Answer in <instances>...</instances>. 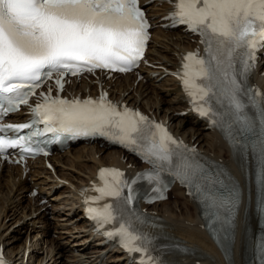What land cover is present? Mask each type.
Returning <instances> with one entry per match:
<instances>
[{
    "label": "snow or ice",
    "instance_id": "6c2138e0",
    "mask_svg": "<svg viewBox=\"0 0 264 264\" xmlns=\"http://www.w3.org/2000/svg\"><path fill=\"white\" fill-rule=\"evenodd\" d=\"M173 3V20L199 32L206 44V58L189 52L183 64V84L196 110L204 116L216 115L208 102L213 98L221 105L227 102L234 122L251 129L254 121L243 115L246 105L240 98L242 89L236 63L239 61L243 67L241 74H246L255 66L257 50L264 46V0H173ZM148 28L139 0H0V104H7L0 110L15 111L27 104L42 79L51 78L52 70H63L56 79L61 90L66 73L76 75L95 69L129 71L143 57ZM198 79L206 83H197ZM33 112L48 125V131L106 136L139 151L155 166L141 174L151 181H159L158 170L173 165L176 149L183 146L162 124L126 106L113 104L106 93L98 100H68L45 94ZM260 123L264 125V107ZM54 124L59 127H53ZM29 127L30 124H0V153L26 144L25 138H5L4 132ZM259 147L264 153V140ZM180 171L187 179V173ZM99 176L102 186L95 191L100 195L90 199L113 197L125 206L133 203L135 181L124 179V173L118 169L102 168ZM237 199L236 194H230L221 206L231 211ZM128 211L125 218L120 210L118 226L107 235H118L125 249L147 256L150 238L134 226L132 218L139 220V217ZM116 212L112 204L88 209L89 215L101 225L117 221ZM260 247L264 262V241ZM0 264H5L2 254ZM142 264H154L152 257L147 256Z\"/></svg>",
    "mask_w": 264,
    "mask_h": 264
},
{
    "label": "bare ground",
    "instance_id": "6f19581e",
    "mask_svg": "<svg viewBox=\"0 0 264 264\" xmlns=\"http://www.w3.org/2000/svg\"><path fill=\"white\" fill-rule=\"evenodd\" d=\"M161 6L151 2L150 12L156 14L159 9H162ZM173 35L177 39L180 37L177 32L163 33L159 29L154 31L148 56L156 68L147 71L144 75L145 79L139 80L137 84L138 95L130 94V89L133 90V87L130 83L126 84L129 75L122 77L123 83L116 80L115 86L120 85L123 88L118 94L114 90L111 93L115 97H122L121 92L128 91L125 100H128L131 104L144 105L156 116L167 121L176 133L185 136L193 144L197 143V146L206 156L215 161H221L220 163L227 166L230 170V179L242 193V204L235 221L231 245L227 248H220L203 229L204 220L199 216L198 206L190 201L183 190L176 188L171 192V194H175L173 200L151 207L161 217L165 225L166 238L162 243L179 249L180 253L175 257L171 254L172 257L170 258L176 264H253L250 260L254 256L255 242L262 228L254 211L255 191L252 178V159L248 157V163L243 162L232 152L231 148L216 131L210 129L205 121L199 120L191 112L183 117L175 115V112L187 109V105L179 89L177 77L173 73H167L169 69L175 70L180 49L184 45L181 41L178 42V40L172 39ZM191 43L188 40L186 45L192 46ZM262 70H264V57L259 71L255 75L264 90V76L259 74ZM153 73L157 75L154 76ZM162 74H165V76L155 84L154 80ZM134 81L135 79L131 82L134 83ZM97 145L92 144L88 147L71 146L63 153L57 154V157H54L56 172L65 179L69 177L72 181L68 186V197L62 199L59 195L60 192L54 194V187L60 183L59 180L44 169L42 163L38 164V168H35L30 180L27 177L22 178V171L16 166L7 165L0 169V228L4 227L0 232V243L3 244L7 255L21 262L26 247L31 249L29 245L25 244L27 237L28 235L34 237L35 232L41 234L39 240L41 244L47 243L46 238L50 233L48 227L50 219L46 218L44 212H39L23 225L27 233L26 240L23 243H17L21 239L19 228L12 229L8 236L3 235V230L9 229L21 218L24 219L43 206L25 211L27 207L28 209L30 207L28 206L25 190L32 182L33 186L39 185L40 198H49L51 195L52 199L56 201V204H53L56 205L57 210L54 213L52 212L55 217L65 220V223L79 225L81 232L85 231L87 232L86 237H91L90 244H92V248L84 245L81 248L74 249L69 245H64L61 241L55 243L56 253L50 256L52 259L54 258L51 264H97L93 256H97L104 250L101 245L102 238L85 226L82 208L74 193V188L89 180L98 164L110 159L118 160L115 156L117 150L102 146L98 147ZM101 151V155L96 158L95 153ZM88 157L91 161H86ZM245 169L248 170L249 179L244 173ZM45 185L47 186L46 189H44ZM61 205L63 208L60 207ZM19 211L22 214L21 216L18 215ZM6 218L9 219L5 223ZM75 219L79 220V223ZM37 220L42 223L40 230H36L33 226ZM60 228L62 229V227ZM89 248L94 250L92 251L95 252L94 255H91V251L87 250ZM46 250L48 251V249ZM75 251H78V253ZM110 253L111 255L108 256L105 264H127V260L117 252L116 248L111 249ZM19 254L20 256H18ZM45 258L46 256L37 257V251L33 249L29 254V259L32 262L42 259L45 261Z\"/></svg>",
    "mask_w": 264,
    "mask_h": 264
},
{
    "label": "rangeland",
    "instance_id": "374dc122",
    "mask_svg": "<svg viewBox=\"0 0 264 264\" xmlns=\"http://www.w3.org/2000/svg\"><path fill=\"white\" fill-rule=\"evenodd\" d=\"M157 84V83H156ZM151 91V90H150ZM28 192V189L27 191H25V194H27ZM174 199V197H170V201ZM56 201L52 200L51 199V205L48 206V219H50V222H49V230H50V233L49 235L47 236L46 238V241H47V244H46V249L48 250H53L52 251V255L54 253H56V245L55 243H57L58 241H62L64 242L65 244L64 245H67L69 243V245L71 246L73 243L70 242L73 238H78V242L84 237L83 236V232H79V228H76L75 227V224L72 226L70 225V223H65V220L63 221L61 218L58 219L57 217H55L52 212L54 213L57 209H56V204L55 203ZM54 203V204H53ZM60 207L63 208V206L61 205ZM21 213H19L20 215ZM6 221H8V219H6ZM20 222V221H19ZM56 223H58L57 225H55ZM61 223L62 224H66L68 227L67 228H62L60 229L61 227ZM23 226V225H22ZM22 226H17V223L14 224L12 226V228H21ZM78 226V225H77ZM56 227V228H55ZM40 228V225L36 224L35 225V229H39ZM72 232V233H71ZM36 233V232H35ZM26 232H25V229L23 228V230L20 229V236H21V239L20 241H18L17 243H23V241L25 240L26 238ZM61 234V235H60ZM70 236V237H69ZM38 235L35 234V237H28V239H30V243H35L36 242V239H37ZM23 239V240H22ZM77 247V246H76ZM45 249H44V252L43 250H39V254L40 256L41 255H44L45 253Z\"/></svg>",
    "mask_w": 264,
    "mask_h": 264
}]
</instances>
